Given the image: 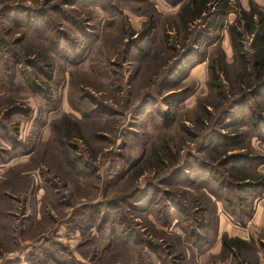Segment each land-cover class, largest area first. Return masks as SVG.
I'll use <instances>...</instances> for the list:
<instances>
[{
	"label": "rangeland",
	"instance_id": "374dc122",
	"mask_svg": "<svg viewBox=\"0 0 264 264\" xmlns=\"http://www.w3.org/2000/svg\"><path fill=\"white\" fill-rule=\"evenodd\" d=\"M63 1L0 0V37L4 38L0 47H5L9 55L14 52L22 56L24 50L29 52V56L16 66L17 78L21 79L23 74L32 76L25 68L26 60L37 62L38 57L48 54L53 63L52 69L40 68L42 73L46 69L51 75L50 79L42 74L39 76V81H50L51 101L47 104L41 99L38 88V94L32 91L33 87H40L35 82L28 87L17 85L19 88L16 87L14 92L0 89V115L4 109L19 111L6 119L5 125L11 131L9 137L23 141L30 149L28 153L11 152L5 162H0V182L14 174L12 185L0 183V190L18 197L16 202L0 201V210L10 212L0 218V264H53L51 257L59 263L64 259L73 261L68 264H150L138 258L143 245L129 247L127 240L136 241L139 236L158 241L157 237L164 233L156 229L160 222L154 215V202L146 213L141 214L131 209L128 202L126 205L121 201L124 195H129V201L135 188L138 192L134 199L142 195L143 207L149 206L150 200L158 202L159 207L166 202L164 195H168L170 204L184 209V216L182 212H173V221L166 227L164 235L166 242L176 243L175 250H186L182 264L238 263L241 258L222 253L220 248L209 252L213 249L209 247L202 254L193 252L191 255L185 237L181 238V230L175 231L172 225L177 217L184 225L192 218L194 206H205L210 230L215 229L214 180L222 176L221 170H218L219 174L209 170L212 173L209 185L208 181L194 176L199 171L195 165L189 179L184 172L183 177L175 175L171 180L170 173L172 165L182 162L187 153L208 162L209 158L218 159V146L201 150L199 145L204 146L206 142H202L201 136L195 137V134H201L196 119L204 101L221 103L216 108L209 106L212 118L207 120V126L218 129L217 125L229 122L222 113L224 108L227 109L228 97L221 100L206 84L207 58L217 44L230 51L227 25L233 21L238 7L245 5L248 8L249 0H229L228 11L220 16L221 24L215 29L210 25L214 16L209 15L205 32L215 36V40L201 47L193 42V37L203 26L202 22L196 20L189 25L192 35L184 41V33H176L170 26L176 14L153 1ZM164 1L170 4L169 0ZM252 1L264 11V0ZM219 2H210L209 13L219 9ZM7 6L12 7L7 13L8 18L2 16ZM15 16L21 23H17L18 26L10 22ZM134 32L137 37L133 36ZM23 36L24 39L18 42ZM3 57L7 61L8 55L3 54ZM226 58L231 61L232 52ZM236 69L237 66L230 69L231 76ZM0 79H3L1 74ZM40 83L43 86V82ZM40 91L44 92L43 89ZM261 94L260 102L264 101V91ZM136 108L140 113L133 119ZM63 114L79 122L81 140L73 132L68 144L51 141V136L54 137L51 125ZM248 122L245 127L237 124L221 130L223 135L232 131L244 134V149H234L231 145L227 153L251 152L264 158V150L250 137L253 129ZM164 143L171 145V159H164L162 163L149 159L150 150L153 147L161 150ZM1 147L9 149L11 143L0 135ZM174 151L178 153L172 163ZM91 152L96 155L94 160ZM14 158L17 162L8 165ZM134 162V170L141 169V173L117 179ZM25 171V175L18 174ZM258 172H264V161L258 165ZM50 178L52 181L46 182ZM149 183L153 188L147 186ZM224 194L232 195L231 189L224 190ZM109 199L115 202L98 206L97 214L91 212L95 210H77L82 203L97 204ZM106 210L113 217L118 216L109 222L117 225L112 234L108 233L110 224L103 230L93 225L100 222ZM69 219L72 222H68ZM137 233L141 235L135 236ZM255 236L264 240V230L256 231ZM46 238L59 242L64 247L62 254L54 247H48ZM31 255L30 262L26 261ZM156 255H151L152 264L170 260L163 252H156ZM242 255L249 262L261 257L257 264H264V242L255 245L254 251H245Z\"/></svg>",
	"mask_w": 264,
	"mask_h": 264
},
{
	"label": "trees",
	"instance_id": "16d2710c",
	"mask_svg": "<svg viewBox=\"0 0 264 264\" xmlns=\"http://www.w3.org/2000/svg\"><path fill=\"white\" fill-rule=\"evenodd\" d=\"M67 1L71 2L72 0H65L63 2L65 3ZM169 1L170 4L181 2L179 10L176 13V18L171 20L170 26L175 29L176 33H184V41L189 40L191 38L190 35H192L191 31H189V25L191 26V24L195 23V21L198 20L199 22H202L203 26L201 25L200 29H198V31L194 33L193 42L196 45H199V47L204 44L207 45L210 41L214 42L215 36H212L210 35V33L205 32L207 31L208 26H206L208 22L207 19L209 15H213L214 17L212 18L214 19H212V23L210 25H212L213 29L219 27V25L221 24L220 16L228 11L226 8L229 4V0H219V9L213 13H209L208 10L209 4L212 0ZM17 9L20 8L18 7ZM11 10L12 7L7 6V8L4 9L5 14H2V16H7L8 18L9 14L7 13H9ZM10 22L15 26H18L17 23H20L19 20L17 21L16 16L14 18L12 17ZM24 26L26 27V25ZM34 31L38 30L35 29ZM227 32L232 50V62L227 60V56L224 50L220 47L219 44H217L214 52L212 54H209L207 58L208 79L206 81V84L208 88L210 90H213L215 92V95L221 100L225 99V96L228 97L226 100V103H228L227 109L231 110L228 111L224 108V111L222 113L226 115V118H229V122L227 123V125H217L218 129H215L216 126L211 127L207 126L206 124L207 120L209 118H212V116H210L211 112L209 106H213V108H216L219 104L221 105L220 102L212 103L204 101L200 108L201 113L196 119V124L201 126V134L198 135L197 133L195 134V137L198 138V136H201L202 142H206V145L204 146L199 145L200 149L203 150L209 147L218 146L220 148V152H218V159L209 158L208 162L204 159H201L200 157H197L196 155L187 153V157H184L182 162L180 161L178 165H176V163V166L172 165L173 170L170 173V176L172 180L175 175H182L183 177V173L185 172V174H187L185 175V177H188L187 179H189L193 175L191 173V169L193 168L192 166L195 165L196 168L199 169V171H197L199 174L196 172L194 173V176H197V178L204 180L203 182H207L208 180L212 179V173L209 170L217 174H219L218 170H221L222 176L219 175V178L217 177V179L214 180L216 192L213 196L217 201L221 203L223 210L230 218L238 223H245V221H247L251 216L254 199L264 190V172H258V165L264 161L262 160L264 158L260 154H251V152H246L247 154L238 152L234 154L227 153L228 150L231 149H228V147L231 145L234 146V149H244V146L242 145L244 141V134L241 131H232V133L223 135V132L221 133V130H224L223 128H225L226 126L237 124H240L239 126L241 127L246 125V123L249 121L248 123L252 125L253 129L250 137L256 138L260 142L264 141V101H261V103L258 99L261 98V93L264 91V11L260 7H258V5L252 0H249V7L247 9L238 7L233 21H231V23L227 25ZM23 39L24 36L23 38L19 39L18 42L22 41ZM247 39H250L249 42ZM0 44H4L3 37H0ZM132 46H135V44H132ZM129 50L131 52V48H129ZM51 51L55 53V50ZM3 54H5V56L8 55L7 61H5ZM28 56L29 52L25 50L23 51L22 56H18L14 52L9 55L5 47H0V74L3 77V79H0V89L7 90L8 92H14L20 86L28 87L31 86L33 82H35L40 87H33L32 91L35 94L39 93L41 99L45 101V104H47L49 101H51L49 87L50 81L48 83H46L43 79H40L41 81H39V76L42 74L44 77H48L50 79V72L45 69V71L43 70L42 73V71L40 70V68L52 69L53 63L50 61V55H41V57H38L39 62L26 60L27 64L25 68L29 69L28 73L32 76L23 74L22 78L19 79L17 78L16 66L23 62L22 60H25ZM234 64L235 66L232 67V65ZM236 66L237 69L231 76L230 69L235 68ZM21 70L27 73L24 69ZM223 80H225V83H223ZM40 82H43V86ZM17 85L19 87H17ZM37 88L39 89V92L37 91ZM40 89H43L44 92L42 93ZM166 104L168 105L170 104V102L167 101ZM72 106L74 108H77V106L73 104ZM4 110V113L0 115V135L11 143V148H0V162H5L10 156L11 152L28 153L30 150L26 147L23 141L11 139L9 137L11 132L10 127L5 125L6 119L18 113L19 111H17L16 108H9ZM134 112H136V115H132L133 119L140 113V110L136 108ZM51 127L54 136H51V141L54 140L59 145L66 144L68 142L67 140L70 139L73 132L78 136L79 139L81 137L80 133L78 132L79 122L75 119H72L66 114H63L57 121H54ZM13 132L15 133L16 130L14 129ZM170 147L171 145L168 143H164V145H162L161 147V150L153 147L150 150L151 153L149 159H153L154 161L158 160V162L160 163H162L164 159H171V155H169V152L171 151ZM164 149L166 150V152L164 151ZM177 153L178 151H174V153L172 152V154H174V156L172 157V160L174 161H172V163L175 162ZM86 154H88V151L86 152ZM91 155L93 156L94 160L96 157L95 153L91 152ZM118 156L121 157L122 155L118 154ZM144 162L147 163L148 161ZM128 166L129 167L124 172L122 171L123 173H121L117 179H122L128 175L130 177H135L141 173V169L134 170V168L136 167L135 162ZM13 175L14 174H11L10 179L5 178L0 183L8 185L9 182V185H12L11 179H14ZM48 181L51 182V178L46 182ZM159 183L164 182L160 181ZM170 183H173V181ZM210 183L211 181H208L207 185H209ZM147 186H151V188H153L152 183H149V185ZM228 189H231L232 195L224 194V190ZM137 192L138 189L135 188L130 194H133L134 196L129 201L127 200L129 195H124L123 200L121 201H123L126 205L128 202V204L131 205V209H135V211L138 210L141 214L146 213L152 207L151 205L154 202V206H156L154 209V215L156 220L160 222L159 225H156V229L161 230L164 235L166 232V227L170 226L172 223L171 221H173L172 219L174 218V211L178 213L182 212L183 216L185 215L184 209L170 204L168 195H164L166 202H164L159 207L158 202H155L154 200L148 201L150 202V205L147 207H143V203H141L142 195L134 199ZM212 192L213 190L211 191V193ZM9 194L10 193L6 190H0V201L11 200V202H16V200H18V197ZM130 201H132V203H129ZM108 202L115 201L109 199L97 204L82 203L77 206V210L79 208H85L88 209V211L95 210L91 212L97 214L98 210H100V207L98 206ZM5 212L0 210V218L10 214L9 210H6ZM207 212L208 209L205 206H194L191 213L192 218L191 216L188 218V220L191 218L190 221H188L184 225H181L180 217H177L176 222L172 224L175 231L181 230L183 234L181 235V238L185 237V242L187 243V247L189 248L191 255H193V252L202 254L205 250H208L216 240V208L215 229L210 230V218L208 215L209 213ZM112 217L113 216L111 212L106 210L105 213H102L100 222L94 223L93 225L103 230L104 228H106L104 227L106 224H110L109 222H112L118 218V216L113 218ZM68 222H72V219H69ZM121 222L122 221L120 220L119 223ZM189 222H192V224H190ZM120 225L122 224H119L118 226ZM116 226L117 225H113V223L110 224L108 233L112 234L116 230ZM129 227L130 226H127V228ZM143 227L147 228L146 225H143ZM176 234L179 233L177 232ZM134 235H141V233H137ZM152 235L154 236V234ZM164 235L157 237L160 239L158 241H153L148 238L141 239L138 236V239H136V241L131 242V239L129 238L127 240V246L132 247L134 245L136 246L137 244L141 246L143 245L144 250L141 249L142 252L138 251V258H140L141 262L143 263L152 264V261L150 260L151 255L154 254L155 256H157L156 252H163L170 257V260L167 262L162 260V264H182L181 262L185 260L186 250H184L183 248H180V250H175L177 247L176 243L172 240L166 242ZM45 241L47 242V244L49 241L48 247L52 246L55 248V251L62 254L64 247H62L59 242L55 241L54 239L50 240L49 238H46ZM220 241V252L230 254L235 259L241 258V260L236 264H257V257H255L256 260H254L253 262H249L242 258L244 257L242 253H244L245 251L255 250V245L252 240H245L239 236H228L226 233H222L220 235ZM171 250L174 251L171 253ZM47 251L45 252V256L48 258ZM31 258L32 255L30 258H27L26 261L30 262ZM50 260L53 262V264H68L73 262L72 260L64 259V261L59 263L57 259H54L52 257ZM18 261L20 260L18 259ZM10 264L13 263L11 262Z\"/></svg>",
	"mask_w": 264,
	"mask_h": 264
},
{
	"label": "crops",
	"instance_id": "0c3cea01",
	"mask_svg": "<svg viewBox=\"0 0 264 264\" xmlns=\"http://www.w3.org/2000/svg\"><path fill=\"white\" fill-rule=\"evenodd\" d=\"M149 1H153L155 4H157V6L160 4L162 7H165L168 11H172L171 14H176L181 4V2H178L176 4H168L164 0H149ZM247 4L249 7V3ZM242 7L247 9L245 5H242ZM133 34H134L133 36H135L137 32L136 33L134 32ZM229 47H230L229 52L226 49H224L227 57L229 55L231 56V52H232L230 42H229ZM252 139H254V141L256 140L254 143H257V145H259L264 150V141L260 142L256 138H252ZM14 160L15 158L12 159L7 164L9 165L10 163L12 164L16 163L17 161H14ZM18 174L25 175L26 171L18 172ZM220 205L221 203L219 201H216L217 236H216V240L214 244L211 246V248L213 247V249L209 250V252L210 251L216 252L219 250V248L221 247L220 235L222 233H226L228 236H239L245 240H252L254 245L256 246L260 245L261 242H264L262 238H257L255 236L256 231H259L261 229L264 230V190L260 195H258L254 199L253 210H252L251 216L247 221H245V223H238L234 221L232 218H230L227 215V213H225V211L223 210V208L220 207ZM258 259L261 260V257ZM259 264H261V262Z\"/></svg>",
	"mask_w": 264,
	"mask_h": 264
}]
</instances>
